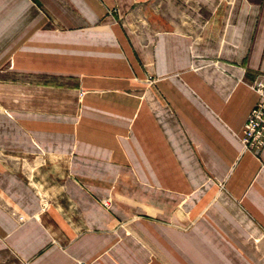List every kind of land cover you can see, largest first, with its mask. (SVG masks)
Listing matches in <instances>:
<instances>
[{
    "label": "crops",
    "instance_id": "crops-1",
    "mask_svg": "<svg viewBox=\"0 0 264 264\" xmlns=\"http://www.w3.org/2000/svg\"><path fill=\"white\" fill-rule=\"evenodd\" d=\"M263 72L264 0H0V264H264Z\"/></svg>",
    "mask_w": 264,
    "mask_h": 264
},
{
    "label": "built area",
    "instance_id": "built-area-1",
    "mask_svg": "<svg viewBox=\"0 0 264 264\" xmlns=\"http://www.w3.org/2000/svg\"><path fill=\"white\" fill-rule=\"evenodd\" d=\"M250 86L258 92L259 99L244 124L241 141L246 150L259 154L264 149V72Z\"/></svg>",
    "mask_w": 264,
    "mask_h": 264
},
{
    "label": "rangeland",
    "instance_id": "rangeland-1",
    "mask_svg": "<svg viewBox=\"0 0 264 264\" xmlns=\"http://www.w3.org/2000/svg\"><path fill=\"white\" fill-rule=\"evenodd\" d=\"M156 79H157V78H154V77H152V78H151V77H148V78H147V81H148V82H152V83H154V82L156 81ZM254 81H255V80H254ZM110 202H111V198H107V199H104V200H103L104 205L107 206V207L110 205ZM106 203H107V204H106Z\"/></svg>",
    "mask_w": 264,
    "mask_h": 264
}]
</instances>
